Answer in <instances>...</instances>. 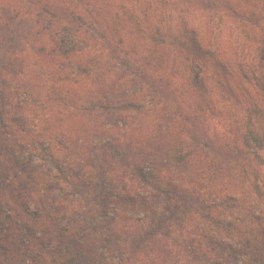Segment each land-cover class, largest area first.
<instances>
[{
    "label": "trees",
    "instance_id": "trees-1",
    "mask_svg": "<svg viewBox=\"0 0 264 264\" xmlns=\"http://www.w3.org/2000/svg\"><path fill=\"white\" fill-rule=\"evenodd\" d=\"M257 2L0 0V162L13 173L32 176L21 158L26 149L57 172L47 174L50 184L72 180L86 186L98 176L112 187L115 199L143 200L138 192L145 165L157 183L151 185L159 191L158 180L167 173L161 172L163 165L156 157H131L132 149L144 150L148 137L147 156L160 150V128L169 133L164 124L168 114H191L193 127L208 122L216 130L222 124L218 112L240 103L246 109L240 143L252 155L251 163H258L257 172L251 171L263 193L259 173L264 168V33ZM244 51L249 65L240 58ZM102 109H114L116 115L109 113L98 122L96 114L100 116ZM91 123L92 130L87 128ZM99 133L109 135V145L124 151L123 169L96 174L100 168L83 167L95 157L93 141ZM75 135L92 143L76 144L71 139ZM80 155L88 159L80 161ZM207 210L195 209L207 229L213 226L230 243L255 252L249 264H264V246L258 239L264 240L263 230L250 239L234 221L218 222ZM207 229L198 224V231L190 232L180 248L190 246L193 254L184 249L197 260L198 251L214 245L218 255L208 264H230L228 256L234 259L239 249L232 252L228 243L208 237ZM187 230L184 226L182 235ZM151 242L148 251L141 241L122 246L123 262L150 264L164 257L167 248L159 250L161 241Z\"/></svg>",
    "mask_w": 264,
    "mask_h": 264
},
{
    "label": "rangeland",
    "instance_id": "rangeland-1",
    "mask_svg": "<svg viewBox=\"0 0 264 264\" xmlns=\"http://www.w3.org/2000/svg\"><path fill=\"white\" fill-rule=\"evenodd\" d=\"M255 5L264 33V0H258ZM240 58L249 65L247 51ZM113 110L102 109L100 116L96 114L98 122L105 115H116ZM245 111L240 103H231L229 108L220 110L218 119H222L219 122L222 124L216 130L208 122L203 127H193L191 114L188 117L179 115L180 112L168 114L164 124L168 125L169 133L161 127L158 136L160 143L164 140L161 149L147 156L151 149L147 137L144 150L133 148L130 153L136 159L156 157L163 165L161 172L167 173L166 178L162 174V180H158L159 191L151 185L157 183L145 165L138 192L143 200L115 199L117 194L112 187L98 176H93L86 186L72 180L50 184L47 174L55 176L57 172L26 149H22L21 158L32 176L13 173L7 163L0 162V264H126L122 260L126 259V256L122 258V246L141 241L148 251V244L152 245L154 240L161 241L159 250L165 247L167 252L157 258V263L150 264H208L218 255L214 245L205 247V252L198 251L197 260H191L190 246L180 248L190 232L198 231V224L207 229L208 223L195 212L205 207L218 222L232 220L252 239L257 231H264V192L257 190L251 171L259 167L258 163H251L252 155L245 153L240 143ZM142 115L149 125L156 127L151 116ZM109 137L100 133L96 136L92 152L95 157L93 161H85L84 168L89 165L100 168L96 174L123 169L125 153L119 145L112 142L109 145ZM71 139L86 146L92 143L76 135ZM77 158L88 159L81 155ZM126 173L127 180L131 179L129 169ZM259 175L263 183L264 168ZM128 189L125 185L124 190ZM184 226L190 230L182 235ZM209 227L208 237L228 243L232 252L239 249L234 259L233 254L228 256L230 264L236 261L249 264L250 256L256 255L251 249L230 243L223 233ZM152 231L154 235L150 236ZM258 239L261 247L264 246L262 236ZM204 255L210 259L205 261ZM69 257L73 261H68Z\"/></svg>",
    "mask_w": 264,
    "mask_h": 264
}]
</instances>
